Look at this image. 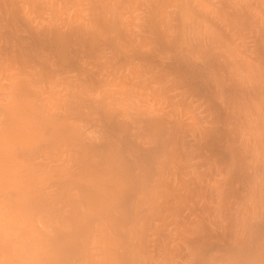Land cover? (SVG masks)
<instances>
[{"label":"bare ground","instance_id":"1","mask_svg":"<svg viewBox=\"0 0 264 264\" xmlns=\"http://www.w3.org/2000/svg\"><path fill=\"white\" fill-rule=\"evenodd\" d=\"M0 264H264V0H0Z\"/></svg>","mask_w":264,"mask_h":264}]
</instances>
